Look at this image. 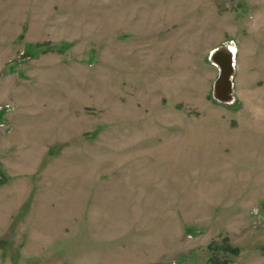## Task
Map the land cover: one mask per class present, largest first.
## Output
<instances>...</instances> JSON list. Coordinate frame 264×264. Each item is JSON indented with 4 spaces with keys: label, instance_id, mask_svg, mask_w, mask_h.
Instances as JSON below:
<instances>
[{
    "label": "rangeland",
    "instance_id": "1",
    "mask_svg": "<svg viewBox=\"0 0 264 264\" xmlns=\"http://www.w3.org/2000/svg\"><path fill=\"white\" fill-rule=\"evenodd\" d=\"M0 264H264V0H0Z\"/></svg>",
    "mask_w": 264,
    "mask_h": 264
},
{
    "label": "water",
    "instance_id": "2",
    "mask_svg": "<svg viewBox=\"0 0 264 264\" xmlns=\"http://www.w3.org/2000/svg\"><path fill=\"white\" fill-rule=\"evenodd\" d=\"M213 49L209 55L210 61L219 68V77L214 83L213 97L219 101H228L232 94V72L234 70V52L225 47Z\"/></svg>",
    "mask_w": 264,
    "mask_h": 264
}]
</instances>
